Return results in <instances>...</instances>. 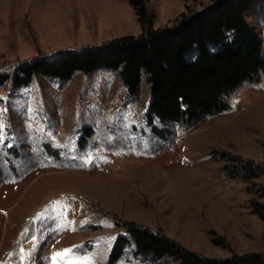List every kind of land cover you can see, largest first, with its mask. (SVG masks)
Returning <instances> with one entry per match:
<instances>
[{"label": "rangeland", "instance_id": "rangeland-1", "mask_svg": "<svg viewBox=\"0 0 264 264\" xmlns=\"http://www.w3.org/2000/svg\"><path fill=\"white\" fill-rule=\"evenodd\" d=\"M210 1L146 7L161 27ZM245 19L264 55V3ZM142 31L131 0H0V73L11 78L0 87V264H176L139 252L130 222L204 256H264L251 205L264 174L246 182L224 169L241 157L264 170V72L227 110L189 123L163 121L146 77L131 92L118 69L13 87L24 64Z\"/></svg>", "mask_w": 264, "mask_h": 264}, {"label": "trees", "instance_id": "trees-1", "mask_svg": "<svg viewBox=\"0 0 264 264\" xmlns=\"http://www.w3.org/2000/svg\"><path fill=\"white\" fill-rule=\"evenodd\" d=\"M131 2L143 23L140 34L24 64L12 78L13 87L28 85L38 74L69 79L77 71L118 69L131 92L146 77L152 92L150 110L163 121L189 123L227 110L230 95L264 72L262 40L245 19L264 0H211L161 27L153 26L147 0ZM10 79V74L1 72L0 87ZM224 169L231 178L246 182L264 174L259 164L241 157L229 158ZM247 189L253 191L251 186ZM260 196L263 202L254 199L251 205L264 220V186ZM126 230L139 252L168 255L176 264H264V256L254 252L224 259L204 256L135 222L128 223ZM124 243L119 240L114 257Z\"/></svg>", "mask_w": 264, "mask_h": 264}, {"label": "snow or ice", "instance_id": "snow-or-ice-1", "mask_svg": "<svg viewBox=\"0 0 264 264\" xmlns=\"http://www.w3.org/2000/svg\"><path fill=\"white\" fill-rule=\"evenodd\" d=\"M66 253H57L56 255L57 256H62V255H65ZM53 259H55V257L53 258Z\"/></svg>", "mask_w": 264, "mask_h": 264}]
</instances>
